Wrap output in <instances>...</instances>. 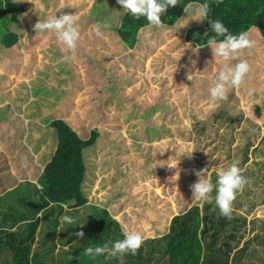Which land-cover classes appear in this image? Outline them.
Masks as SVG:
<instances>
[{
  "label": "rangeland",
  "instance_id": "obj_1",
  "mask_svg": "<svg viewBox=\"0 0 264 264\" xmlns=\"http://www.w3.org/2000/svg\"><path fill=\"white\" fill-rule=\"evenodd\" d=\"M20 1L26 10L17 14L16 22H7L18 41L10 48L0 47V126L5 131L14 114V131L24 134L26 128L20 124L28 118L32 169L52 155L56 133L49 124L54 118L71 120L83 137L97 128V143L84 150L83 190L89 203L118 218L123 215L124 227L144 228L143 237L156 238L168 231L172 215L202 204L192 199L190 185L199 179L193 170L207 168L204 178L210 179L212 171L234 161L241 165L246 151L248 163L264 161V38L257 27L248 31L253 47L239 56L247 60L250 71L239 88L227 93L226 107L236 119L229 126L211 123L198 137L194 121L210 118L225 100L212 101L210 93L200 91L205 84L200 79L212 80L225 62L214 59L210 46L193 52L197 47L185 40L191 26L205 21L189 20L198 4L189 7L188 16L184 10L172 26L143 28L136 46L129 49L117 35L124 12L117 0ZM65 13L74 15L82 27L72 52L53 32L33 29L38 19ZM93 21L110 27L97 36L93 26L84 27ZM3 26L0 36L6 32ZM202 51H208L203 58ZM249 88L254 89L252 95ZM216 133L221 145L226 144L223 150L213 145ZM24 141L23 137L25 145ZM20 145L17 142V148ZM190 147L196 149L191 158L184 154ZM8 179L10 189L14 176ZM256 214L264 216V206Z\"/></svg>",
  "mask_w": 264,
  "mask_h": 264
},
{
  "label": "trees",
  "instance_id": "obj_2",
  "mask_svg": "<svg viewBox=\"0 0 264 264\" xmlns=\"http://www.w3.org/2000/svg\"><path fill=\"white\" fill-rule=\"evenodd\" d=\"M204 2L180 0L161 16L162 25H174L182 17L185 5L193 8L194 4ZM208 3L210 17L220 20L232 34L257 27L264 38V0H221L219 4L208 0ZM52 8L56 9V2ZM25 10L20 0H0V24L6 28L0 36V47L10 48L17 43L18 36L7 28V22H16L17 14ZM147 26L150 25L146 18L136 19L124 10L117 35L124 45L133 49L140 31ZM205 31L213 35L207 19L191 26L185 40L193 47L201 44L205 47ZM227 103L229 98L210 118L194 121L198 137L211 123L229 126L236 119ZM49 126L56 133L55 144L48 160L40 156L39 168L44 166L43 174L34 173V178L38 176L36 181L16 180L11 189L0 179V264H264V216L256 214L264 205V161L247 163L248 151L242 154L243 163H238L248 183L236 193L231 218L220 215L214 199L212 203H195L171 218L166 233L144 238L135 255L128 253L113 259L84 255L89 246L111 245L123 239L124 230L117 219L107 208L89 203L83 190L84 150L97 143L101 131L93 128L83 137L71 120L64 117L54 118ZM213 145L219 150L226 146L221 145L220 133H216ZM259 148L261 145L253 153L257 154ZM217 173L210 174L214 185ZM37 183L43 186L42 190L36 187ZM49 201L54 202L53 207H48ZM64 215L75 217L83 225L62 224L60 218ZM81 230L83 239L73 234Z\"/></svg>",
  "mask_w": 264,
  "mask_h": 264
},
{
  "label": "clouds",
  "instance_id": "obj_3",
  "mask_svg": "<svg viewBox=\"0 0 264 264\" xmlns=\"http://www.w3.org/2000/svg\"><path fill=\"white\" fill-rule=\"evenodd\" d=\"M215 2L219 4L221 0H215ZM117 3L122 6V9L126 13L131 14L134 18L139 19L140 17H144L150 26L160 27L162 26L161 16L166 12L168 7L176 6L180 3V0H117ZM189 7L184 6L187 16L189 15ZM210 11V4L208 0H205L204 3L196 7L189 20L203 22L207 19L213 35H209V32L205 31L204 36L207 37L206 45L210 46L214 59L220 58L225 62L214 73L211 81L212 87L209 89L211 100L218 101L227 99L229 90L239 88L244 83L245 77L250 71V65L247 60L239 59V56L243 49L253 47L254 42L249 38V33L246 31L240 32L239 34L229 32L228 28L220 20L210 17ZM189 20L186 23L180 24L179 28L187 26ZM109 27L110 25L107 23L96 24L93 26V30L97 36H102L103 32L101 29H107ZM33 29L36 33L44 31L53 32L56 39L66 47L68 52L74 51L77 47L80 34L76 26V18L72 14L65 13L49 16L43 21L38 19L33 25ZM203 46L201 44L199 47L193 49V52H198V49ZM179 59L180 57L177 61ZM231 60H237L238 62L230 65L227 62ZM187 78L192 80V75L188 74ZM253 92L254 89L249 88L247 90L248 95H252ZM195 150V148L190 147L184 154L191 158ZM164 164H167L169 169L177 168V165ZM193 172L199 179L190 185L192 199L203 203H212L214 199L220 215L231 218L232 202L235 200L236 193L242 190L248 183L247 178L241 173L238 162L234 161L226 169L220 170L217 173L215 185L210 179L204 178L208 175L207 168L193 170ZM41 174H43V171ZM36 187L42 190L43 186L37 183ZM213 191H215L214 197L212 196ZM53 206L54 202L49 201L48 207ZM60 219L62 224L83 225L77 223L76 218L72 216L64 215ZM73 234L80 239L84 237L82 230ZM143 239L139 231L124 230L123 239L116 240L111 245L105 243L102 246H89L85 249L84 255L92 259L98 256H104L105 259L121 258L128 253L135 255L141 247Z\"/></svg>",
  "mask_w": 264,
  "mask_h": 264
},
{
  "label": "crops",
  "instance_id": "obj_4",
  "mask_svg": "<svg viewBox=\"0 0 264 264\" xmlns=\"http://www.w3.org/2000/svg\"><path fill=\"white\" fill-rule=\"evenodd\" d=\"M112 1H114V0H112ZM95 23L96 22H94V21L90 22L88 25H85L84 27L94 26L97 24V23L96 24ZM76 26H77L78 30H80L82 28L81 24H79V23H76ZM101 30H103V28ZM207 49L208 48H206V50ZM207 54H208V51L207 52L202 51V53H201L202 58ZM202 58H201V60H202ZM201 60H200V62L202 63ZM211 81L212 80L206 78V80L204 81L205 82L204 86L200 87V91L204 92V94H209V89L212 87ZM24 109L26 110V108H24ZM10 116L12 117V119H15V118L18 119L17 116H15L14 114H11ZM12 119L10 120L11 122L6 127L5 131L2 132V130H1L2 126H0V179L3 180L4 184L6 183V186H7L8 181H9L8 178H10V176H14V180H15L13 182L14 184H15L16 180L18 182H21V180H24V179L36 181V178L38 176L36 178H34V177L29 178L30 175L32 176V174H34V173L36 174V172H37V174H40L41 169L44 167L43 165L40 168L34 166L35 168L32 169V162H31L32 159L28 155V118H25V121H26L25 124L24 123L20 124L23 128H26V131H24V134L19 133L18 135L14 131L16 122L13 121ZM23 137L25 139V141H24L25 145L22 143ZM17 142L21 143V145H20L21 147L17 148V146H16ZM2 145H3V147H2ZM29 158H30V162L28 163ZM33 170H34V172H33ZM38 171H39V173H38ZM4 176H6V177H4ZM141 196L143 197V195H141ZM111 215L115 219H117V221L121 224L123 230H125V229H128L130 231L133 230V228H131L130 226H128V228H127V226H125L126 228L124 227V225L122 223V222H124L122 220L123 215H120L119 216L120 218H118V216H114L113 214H111ZM172 217H173V215L171 216V218ZM171 218H170V220H171ZM133 231H139L141 234H143L145 230H144V228L142 229V231L135 228V230H133ZM146 231H148V230L146 229ZM145 237L146 236H144L143 238H145Z\"/></svg>",
  "mask_w": 264,
  "mask_h": 264
}]
</instances>
